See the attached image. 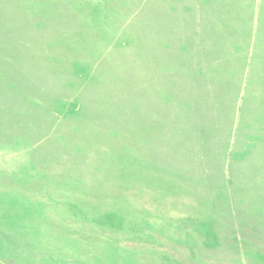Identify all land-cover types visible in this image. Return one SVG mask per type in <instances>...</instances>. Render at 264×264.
<instances>
[{
	"label": "rangeland",
	"instance_id": "obj_1",
	"mask_svg": "<svg viewBox=\"0 0 264 264\" xmlns=\"http://www.w3.org/2000/svg\"><path fill=\"white\" fill-rule=\"evenodd\" d=\"M0 264H264V0H0Z\"/></svg>",
	"mask_w": 264,
	"mask_h": 264
}]
</instances>
